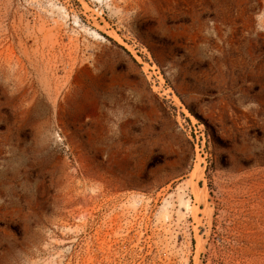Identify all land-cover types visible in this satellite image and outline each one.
I'll return each mask as SVG.
<instances>
[{
    "label": "rangeland",
    "instance_id": "374dc122",
    "mask_svg": "<svg viewBox=\"0 0 264 264\" xmlns=\"http://www.w3.org/2000/svg\"><path fill=\"white\" fill-rule=\"evenodd\" d=\"M0 264H264V0H0Z\"/></svg>",
    "mask_w": 264,
    "mask_h": 264
},
{
    "label": "crops",
    "instance_id": "0c3cea01",
    "mask_svg": "<svg viewBox=\"0 0 264 264\" xmlns=\"http://www.w3.org/2000/svg\"><path fill=\"white\" fill-rule=\"evenodd\" d=\"M138 85V84H137ZM139 87H142L141 85H138ZM143 90V89H142ZM140 93V94H139ZM138 94L140 95V97L139 98H142L144 95H143V93L140 91V92H138Z\"/></svg>",
    "mask_w": 264,
    "mask_h": 264
}]
</instances>
